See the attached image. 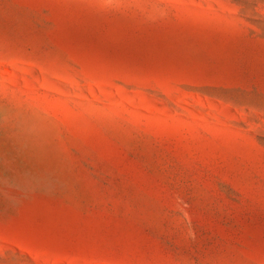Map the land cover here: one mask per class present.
<instances>
[{
    "label": "rangeland",
    "instance_id": "374dc122",
    "mask_svg": "<svg viewBox=\"0 0 264 264\" xmlns=\"http://www.w3.org/2000/svg\"><path fill=\"white\" fill-rule=\"evenodd\" d=\"M0 264H264V0H0Z\"/></svg>",
    "mask_w": 264,
    "mask_h": 264
}]
</instances>
